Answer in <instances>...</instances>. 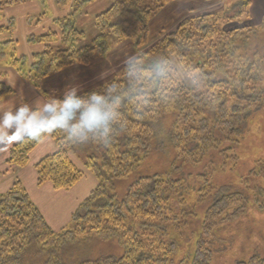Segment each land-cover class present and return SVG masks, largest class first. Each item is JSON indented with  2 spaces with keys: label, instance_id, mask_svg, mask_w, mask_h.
Wrapping results in <instances>:
<instances>
[{
  "label": "trees",
  "instance_id": "trees-1",
  "mask_svg": "<svg viewBox=\"0 0 264 264\" xmlns=\"http://www.w3.org/2000/svg\"><path fill=\"white\" fill-rule=\"evenodd\" d=\"M27 1L0 0V10ZM37 1L44 4L47 0ZM54 1L73 14L80 5L96 0ZM169 1L112 0L94 17L96 33L90 44H72L56 51L47 44L50 51L34 53L30 63L12 51L10 67L37 87L32 76L44 78L73 64H89L93 55L106 56L108 37L116 42L127 39L140 47L146 43L150 20ZM250 4L251 0H240L224 12L184 17L125 64L118 78L79 94L87 98L99 92L109 102L119 98L118 120L105 136L107 145L92 137L69 139L65 130L57 129L39 140L25 138L10 147L7 164L23 167L42 140L53 139L58 149L42 157L34 169L37 184L49 182L55 190H68L83 176L68 157L67 148H86L83 162L98 183L71 214L72 225L54 231L22 182L16 180L0 194V264L173 263L181 250L176 229L189 226V217L197 216V208L207 198L194 249L176 264H211L208 237L217 225L245 211L246 195L232 184L211 188L204 174L183 178L173 171L182 165L195 166L207 153L219 149L224 140L241 130L250 106L262 100L264 92L255 83L264 72L260 64L264 58V16L258 25H250ZM67 16L54 19L61 40L71 41L72 35L75 41L84 39V32ZM12 24V19L8 20L4 30L12 31ZM52 34L40 36L37 42L50 40ZM12 93L13 89L0 81V100ZM155 152L173 154L171 167L137 177L120 196L115 182L129 178ZM253 171L264 178V161ZM192 195L197 203L187 206L185 201ZM240 200L243 204L234 205ZM97 240L100 243H95ZM98 244H104L100 252ZM68 246L75 251L85 247L87 255L71 257L66 252ZM32 249V261L27 262ZM238 264H264V258L253 255Z\"/></svg>",
  "mask_w": 264,
  "mask_h": 264
},
{
  "label": "rangeland",
  "instance_id": "rangeland-1",
  "mask_svg": "<svg viewBox=\"0 0 264 264\" xmlns=\"http://www.w3.org/2000/svg\"><path fill=\"white\" fill-rule=\"evenodd\" d=\"M239 1L171 0L150 20L147 40L142 46L135 47L132 41L127 39L116 42L112 37H108L110 49L106 56L100 57L93 55L91 63L89 64H73L51 73L44 78L38 79L32 76L37 87L33 86L25 77L10 67L12 51H14L16 57L24 56L27 62L30 63L34 53L40 52L43 49L50 51L49 47L46 46L47 44L50 45L51 51L66 49L72 44L76 45V47L90 44L96 33L94 17L105 11L112 4V0H96L88 4L80 5L73 14L67 12L65 7H58L54 0H47L45 6L39 11L40 13L29 16L27 19L29 27L31 26L29 29L31 33L27 37L30 47H27L23 41V32L26 28L22 21V15L31 12L32 6L29 3L23 2L3 7L0 10V27L3 28L0 32V81H4L9 87L21 88L17 97L29 93L27 90L24 91L21 85L23 81L28 82L34 88H38L42 95L51 101H59L62 99L67 88L72 86H77L76 94L79 95L88 89L118 78L119 71L125 64L133 60L137 54L145 52L164 34L172 31L184 17L196 16L203 13L224 12L234 4L237 5ZM251 1L253 8H249L250 23H248L250 25H258L264 16V11L262 10L264 0ZM55 7L57 10H55ZM58 11L59 14L56 15L57 17H53ZM65 16L71 18L74 25L84 32V39L75 41L72 35L71 41L67 40L64 42L61 40L62 35L54 19L64 18ZM12 17H15V21ZM49 17H52L50 22L47 21ZM9 19H12L13 23L15 22L12 24V31L4 30L8 26ZM65 31L70 33L67 29ZM45 34H52L53 37H50V40L37 42L41 39L40 36ZM262 34H264V29ZM28 48L33 49L32 52L34 53L28 55ZM50 55L51 52L48 56ZM260 64L264 66V58ZM19 67L21 68L22 66L19 65ZM26 68V66L23 67V69ZM66 69L69 70L65 71ZM255 87L264 92V72L256 81ZM12 94H16L14 89ZM261 95L263 96L262 100L258 105L253 103L250 106L249 111L246 113L244 125L237 134L231 136L229 141L224 140L223 144H220L219 149L207 153L199 164L195 166L182 165V167L173 171L174 174L183 178L196 174H204L205 178L212 183H210L211 188L224 184H232V186H235L232 188L246 195L244 199L246 204L245 211L237 217L226 219L217 225L213 230L212 236L208 237L212 242L211 264H238L239 262L248 260L253 255L264 258V178L263 175L256 176V171L252 172V169L257 170L258 164L264 161V93ZM6 107H0V116L7 109ZM39 111L37 110V113ZM49 140L51 141L43 146L41 145L43 143L42 140V143L40 142L41 144L39 143L40 145L32 150L29 162L23 167L6 166V171H2L3 173L0 174V187L3 183L2 180L8 179L9 184L0 191L6 192L16 180L20 181L19 178H23L22 175H18V170H22L21 172L24 175L25 173L33 174L34 172V183L31 185L25 182L24 187L30 200L43 215L47 225L52 230L59 231L64 227L67 228L72 225L70 220L71 214L76 211L82 201L94 189L98 180L83 162V155L85 152H88V149L84 148L85 151H82L78 147H66L68 157L78 169L83 171V176L68 190H55L49 182L37 184L34 163L58 149L53 139L50 138ZM13 144V142L9 141L7 135L0 136V167H2L1 162L3 163V159L8 157L10 148L5 149V147L7 145L12 146ZM84 146H87V144ZM173 156L171 153L170 156L159 152L152 154L137 172L131 174L127 179L115 182L118 194L122 196L127 186L139 176L151 175L169 169L171 167L169 162ZM187 174L190 175L187 176ZM26 177L28 178V176ZM199 178L202 180V177ZM189 183L194 184L190 180ZM4 192H0V194ZM207 194H210V191ZM194 197V195L188 197L189 200L187 199L185 201L187 206L197 203ZM206 201L197 208L196 217H189V226L185 228L182 226L176 229L178 238H181V250L175 256V261L173 263L171 261L169 264H176L186 252L187 256L192 253L194 244L199 238L201 231L203 210L206 207ZM240 203L243 204V201L240 200L234 205ZM258 204H261L262 207L259 208ZM95 243L100 242L97 240ZM103 245H97V252L101 251L100 246ZM85 249L87 248L76 247L75 251L74 247L68 246L66 252L71 257L79 258L87 255ZM28 252L26 260L30 262L32 261V255H34L33 249ZM83 254L85 255L83 256Z\"/></svg>",
  "mask_w": 264,
  "mask_h": 264
},
{
  "label": "clouds",
  "instance_id": "clouds-1",
  "mask_svg": "<svg viewBox=\"0 0 264 264\" xmlns=\"http://www.w3.org/2000/svg\"><path fill=\"white\" fill-rule=\"evenodd\" d=\"M131 68V64L128 65ZM77 86L67 88L62 99L50 101L43 106L42 114L27 104L14 111H5L0 116V136L7 135L10 142H20L25 138L39 140L57 129L65 130L68 138L85 140L90 137L108 144L105 139L113 123L118 120L119 98L109 102L99 92L87 98L77 94Z\"/></svg>",
  "mask_w": 264,
  "mask_h": 264
},
{
  "label": "crops",
  "instance_id": "crops-1",
  "mask_svg": "<svg viewBox=\"0 0 264 264\" xmlns=\"http://www.w3.org/2000/svg\"><path fill=\"white\" fill-rule=\"evenodd\" d=\"M25 3H29L31 6H32V11L31 12H29V13H24L23 15H22V21H23V23H24V26H25V31L23 32V41H24V43L27 45V47H30L29 46V40L27 39V37H28V35H29V33H31L30 32V28H31V26L29 27V25H28V21H27V19H28V17L29 16H33V15H37L38 13H40L39 11L43 8V6H45V3L43 4V3H41V2H39V1H37V0H31L30 2H25ZM14 5H16V4H14ZM52 5V4H51ZM260 6H261V4H260ZM260 6H259V10H260ZM57 7V6H56ZM56 7H55V10H57L56 9ZM253 8V3H252V1H251V4H250V9H252ZM262 10L264 11V7H262ZM59 14V11H58V13H56L55 14V16H53V17H57L56 15H58ZM264 15V14H263ZM13 19H14V21H15V17H12ZM51 18L52 17H49V18H47L48 20L47 21H49L50 22V20H51ZM10 20V19H9ZM15 23V22H14ZM13 23V24H14ZM28 27V28H27ZM11 30H13V28L11 29ZM33 51V49H30V48H28V55H31V54H33L34 52H32ZM69 69H72V68H69ZM69 69H66L65 71H67V70H69ZM64 71V70H63ZM62 72V71H61ZM21 85L23 86V89H24V91H29V93H26L25 95H23V96H21V97H17L18 95H19V91H20V89L19 88H15V87H11V88H13L14 90H15V92H16V94H12V95H10V96H7V97H5L2 101H0V107L2 108V107H6V106H8L9 104H11L10 106H8V107H6L7 109H5V111H10V110H12V111H14L16 108H19L20 106H22V105H25V104H27L30 108H35V109H37V110H40L39 111V113H37V115L39 116V115H41L42 114V109H43V106L46 104V103H48V102H50L51 100L49 99V98H46V97H44L43 95H42V93L40 92V90L38 89V88H34L32 85H30L28 82H25V81H23V82H21ZM53 88V87H52ZM52 90V89H51ZM54 90V89H53ZM18 98V99H17ZM52 101H54V100H52ZM0 108V109H1ZM4 111V112H5ZM3 114V113H2ZM2 116V115H1ZM50 138H46V139H44L40 144L43 146L44 144H46V143H49V141H51V140H49ZM40 144H38L37 146H39ZM10 146L11 145H7L6 147H5V149L7 148H10ZM32 152V151H31ZM1 166L2 167H0V174L1 173H3L4 171H6V166H9L8 164H7V157H5L4 159H3V163L1 162ZM35 164V163H34ZM3 171V172H2ZM19 172H18V175H22V177L23 178H19L20 179V181L22 182V184L24 185L25 184V182H28V184H31L32 185V183H34V179H33V177L35 178V174H34V172H33V174H27V173H25V175L26 176H28V178L24 175V173H22L20 170H18ZM8 180V179H7ZM6 179L5 180H2L3 181V183L1 184V187H0V190H3V188H6V185H8L9 184V182L7 181ZM27 184V183H26ZM0 192H4V191H0Z\"/></svg>",
  "mask_w": 264,
  "mask_h": 264
}]
</instances>
